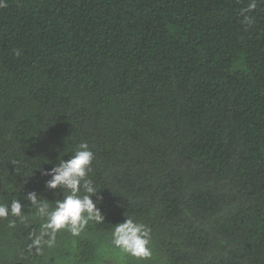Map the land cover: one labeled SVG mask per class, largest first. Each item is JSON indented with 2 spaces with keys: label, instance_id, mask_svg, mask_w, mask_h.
Wrapping results in <instances>:
<instances>
[{
  "label": "trees",
  "instance_id": "obj_1",
  "mask_svg": "<svg viewBox=\"0 0 264 264\" xmlns=\"http://www.w3.org/2000/svg\"><path fill=\"white\" fill-rule=\"evenodd\" d=\"M2 3L0 264H264V0ZM80 151L101 219L53 232Z\"/></svg>",
  "mask_w": 264,
  "mask_h": 264
},
{
  "label": "clouds",
  "instance_id": "obj_2",
  "mask_svg": "<svg viewBox=\"0 0 264 264\" xmlns=\"http://www.w3.org/2000/svg\"><path fill=\"white\" fill-rule=\"evenodd\" d=\"M5 6L0 0V7ZM82 147H84L82 145ZM91 159V153L88 151H80L70 161L63 163L60 167L54 169L53 179L49 182V186L55 188L57 185H64L71 190V195L67 196L62 202L57 204L56 209L49 217L48 227L53 230H59L68 226L73 234H78L79 229L76 225L79 223L81 227L87 222L82 216L88 213V218L100 220L101 217L97 211H94V204L88 196L83 199L77 198L78 177L84 175V167ZM88 192L93 189L87 188ZM34 200V197H33ZM20 205L18 202L12 204L11 211L13 214H20ZM7 215V210L0 205V217ZM141 226L133 224L131 220L115 226L112 233L114 244L123 249L124 252L137 258H147L151 255L148 247V241L140 235Z\"/></svg>",
  "mask_w": 264,
  "mask_h": 264
}]
</instances>
